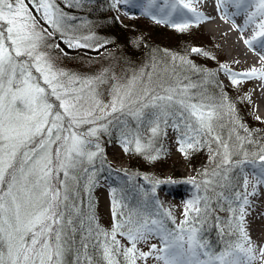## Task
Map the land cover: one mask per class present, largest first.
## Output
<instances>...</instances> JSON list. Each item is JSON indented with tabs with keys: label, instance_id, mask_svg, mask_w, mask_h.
Here are the masks:
<instances>
[{
	"label": "snow or ice",
	"instance_id": "obj_1",
	"mask_svg": "<svg viewBox=\"0 0 264 264\" xmlns=\"http://www.w3.org/2000/svg\"><path fill=\"white\" fill-rule=\"evenodd\" d=\"M197 2L141 0V6L156 23H171L177 31H185L193 22L208 19L197 11ZM28 3L41 13L52 32L39 24L25 0H0V264H66L78 231L80 248L76 249L75 264H98L89 254L90 247L99 248L102 264H120L118 256L123 257V264H146L149 257L157 264H254L256 259H264V249L257 255L245 224L249 196L264 185V143L253 139V133L243 125L239 127L244 128V136L236 131L234 107L227 97L223 93L219 98L207 95L202 87L206 80L198 84L187 76L153 86L152 75L141 70L125 83L114 84L111 103L104 104L97 98V87L105 83L103 73L80 77L57 69L41 50L56 32L69 48L98 49L103 45H94L91 35L74 34L55 0ZM128 3L130 0H113V7ZM216 3L218 11L223 9L221 19H232L241 33L253 27V35L242 38L264 59V0ZM228 5L235 11L229 13ZM238 15L245 17L242 25L235 24ZM191 52L209 55L199 48ZM170 55L173 66L180 61L193 71L213 75L185 56ZM33 70L50 91L40 86ZM220 70L234 86L244 79H264V68L237 73L221 65ZM49 96L59 101L63 112L54 108ZM117 112L136 122L134 129L126 126L120 133L119 142L126 154L131 151L150 162L157 160L165 154L160 140L167 137L169 129L175 134L176 150L185 158L191 151L208 148L213 167L198 173L202 179L186 181L196 192L185 202L184 218L175 228L167 226L166 220L175 224V218L171 210L161 211L156 195L160 184L174 181L153 182L144 175L148 186H137L143 201L140 208L125 203L123 189L109 187L110 229L77 203L81 178L86 179L84 190L89 196L97 184L93 168L97 160L105 158L98 132L108 130V118ZM225 116L232 124L227 138L217 131L224 126L221 121ZM84 125L89 127L82 131ZM246 165H251L252 171H247ZM124 174L131 180V173ZM149 200L155 205L152 213L143 210ZM217 208L229 213L224 219L214 217L223 244L219 250L213 249L202 234ZM153 239L159 246L150 243ZM141 244L147 245L148 251L138 247Z\"/></svg>",
	"mask_w": 264,
	"mask_h": 264
},
{
	"label": "rangeland",
	"instance_id": "obj_2",
	"mask_svg": "<svg viewBox=\"0 0 264 264\" xmlns=\"http://www.w3.org/2000/svg\"><path fill=\"white\" fill-rule=\"evenodd\" d=\"M201 1L205 4H202L200 12L204 14L206 8L215 9L216 12H214L212 16L216 22L220 23V25L211 32L205 30L206 25L214 23L208 19L198 23L193 22L185 31H177L171 26V23L158 24L149 15H145L142 11L141 0H130L128 4H117L115 7H113V0H106V2L100 4L106 3L107 7L97 6V8L105 14L104 21L109 20V22H111V19L115 20L116 25L119 27V31H122L123 36H120V40L122 42L125 41L128 50H123L125 46H120L121 43L116 39L117 37L113 39L109 34L108 37H105L107 35L104 34L101 35V38L91 33V29L96 30L95 26L97 25L92 23L88 24V27L84 26L89 22L86 17H83L79 23L74 22L75 16L71 15V11L69 10L62 11L66 13L67 25L73 30L74 34L79 36L91 35L94 37V40L91 41L94 45L103 46L98 47V49L96 47L69 48L63 42L61 34L56 32L50 37L55 38V42L47 38L45 41L46 46L42 47L41 50L47 53L57 69L76 74L80 77H97L103 73L105 83L97 87V98L104 104H110L112 100V86L118 81L120 83H125L132 78L133 75H139L141 70L146 74L152 75L153 86L161 83H174L175 79H183L185 76L198 84L204 81L205 77H196L195 74L190 73L187 69L185 72L183 68L190 69L188 65L183 64V67H177L176 64L180 61H176L175 66H173L170 54H172L171 51L174 48L176 51L180 52V55L187 57L192 64L196 66L199 64L200 66L206 65L210 71L209 73L215 71L213 72L215 75H212V78L215 80L216 86L212 87L216 88L211 90L209 86L204 83L202 86L203 90L206 91L207 95L215 98H219L221 93H223V95L227 97L228 102L234 107V119L236 117L235 111L238 113L236 131L241 136H244V128H247L253 133V139H257L261 143H264V115L260 112L258 107V99L262 97L258 98V95L264 94V79H244L234 86L228 75L220 70L221 65L237 73L248 71L253 67L257 69L264 68L262 54L258 51H253V49L248 47L242 40V36L253 35V27H249L246 31L241 33L234 27L232 19H221L223 9L220 11L217 10L215 0ZM159 2L160 0H158V3ZM25 3L28 4L29 9L39 21V24L49 32H52V29L45 24L41 18V13L37 12L36 9L28 3V0H25ZM134 4L136 6H133ZM92 7L95 8L96 6L87 5L82 12L85 15L86 13L90 15L93 10ZM78 8L80 7L76 5V9ZM228 11L230 13L229 9ZM188 16L189 14H186L185 18H188ZM174 19L179 20L180 18L175 17ZM97 20L98 17H95V20L92 22ZM234 20L236 25L243 24L239 21L238 16H235ZM227 41H230V44H239L246 55L242 54L241 51L240 53L236 51L230 56L225 47ZM146 44H148L149 47ZM56 45H59V47L57 48ZM155 48L156 50H154ZM192 48L202 49L209 55L205 56L202 53H193L191 52ZM118 51L119 53H117ZM124 53H127L130 59L123 57L126 55ZM115 54H118L119 57L114 58ZM135 54L138 55L135 56ZM165 68H167V71H165ZM174 73L178 74V76L174 75ZM33 74L39 78V73H36L35 70H33ZM38 82L41 87L48 89V86L44 83L42 78H39ZM183 82L188 83V80H184ZM199 90L200 89H193L192 91L196 92ZM48 91H50V89H48ZM48 99L57 111L63 112V110L59 108V101L56 100L54 96H49ZM246 104H248V107ZM108 119L111 121V123L108 124V130H100L98 132L99 143L103 148L105 158L104 160H97L93 168L97 173V184L93 187L91 196H89V193L84 190L86 179L81 178L77 203L80 207H86L88 212L91 211L94 213L99 223L105 229H110L112 225V216L109 188L107 191L102 192V189L100 190L99 187L100 181L103 180L104 172L108 173L112 171L111 176L118 182L117 188H119L118 186H126L125 190L128 195L137 201L134 206L135 208L142 207L143 201L141 199V193L138 194L140 191H138L137 186L141 184L148 186L147 182L142 179L144 175H147L152 178L153 182L156 180L174 181V183L160 184L157 188L156 195L162 203L161 211L164 209L171 210L172 216L175 218L174 226L178 225L184 218L183 210L185 202L196 192L194 186L186 183V181L191 177H198V173L205 167H213L208 160V148L205 147L199 151H191L189 157L185 158V156L176 150L177 146L173 142L175 134L169 129L167 137H162L160 140V143L165 149V154L161 155L157 160L150 162L143 155L135 154L131 151L126 154L122 150V146L119 142L121 131L126 126L130 129H134L136 127V122L131 117L125 116L119 112L114 113L113 116ZM105 122L106 121H101L100 123ZM221 123L224 126L218 128L217 131H219L224 138H227L232 124L227 116H225ZM239 125H243L244 128L239 127ZM88 127L89 125H84L81 130H86ZM113 135L116 137H111ZM233 142H235L234 138ZM215 147L216 145L213 144V148ZM245 147L250 150L254 148L253 145H246ZM245 168L247 171H252L251 165H246ZM126 169L132 174L131 180H129V177L125 176L124 172H120ZM105 178L107 177L105 176L104 179ZM198 178L202 179L201 177ZM263 189L264 185L258 187V191L262 192ZM248 190H252V185H249ZM101 194L104 196L103 203L99 199V195ZM261 201L264 203V200ZM149 202L155 210V205L151 200H149ZM221 202L224 203L223 201ZM224 206L226 208L227 204L225 203ZM255 207L256 209L253 215L258 220V225L255 229L264 246V215L259 211L260 206L258 204H256ZM143 210L146 211V209ZM215 216L224 219L229 216V213L217 208L213 216L209 217L210 225L213 226L215 233L218 235L217 240L219 243H222L217 221L214 218ZM166 222L171 221L166 220ZM169 226V228H175L172 224ZM117 238L121 239L122 243L127 244V241L123 240L121 237L118 236ZM150 243H157L159 246V241L157 239L151 240ZM138 247L144 251H148L147 245L141 244L138 245ZM137 264H145V262L137 261ZM146 264H157V262L152 257H149ZM256 264H264V259H260Z\"/></svg>",
	"mask_w": 264,
	"mask_h": 264
},
{
	"label": "trees",
	"instance_id": "obj_3",
	"mask_svg": "<svg viewBox=\"0 0 264 264\" xmlns=\"http://www.w3.org/2000/svg\"><path fill=\"white\" fill-rule=\"evenodd\" d=\"M103 2H106V0H79V2H77V0H73V1H71V0H55V3L58 4V6H59V8L61 10H67V11L69 10V11H71V15L75 16L74 17L75 18L74 22H76V23L78 22L79 23L81 21V19H83V17H86V19L89 22H87L84 26L88 27V24H92V23L97 25V26H95L96 30L95 29H91V31H92L91 33H93V34H95V35H97L98 37H101V38H102L101 35H104V34L107 35L105 37H108L110 35V37L113 38V39H115L117 37L116 39L121 43L120 46H122V47L125 46V48H123V50H125V49L128 50V47H127L125 41L122 42L120 40L121 39L120 36H123V35H122V31H119V27L116 25L115 20L111 19L110 20L111 22H109V20L104 21L105 14H103L102 11L98 10L97 6L107 7L106 3L105 4H100V3H103ZM92 3H95V4H92ZM76 5H77V7L79 6L80 8L76 9ZM87 5L96 6L95 8L92 7L93 10L91 11L90 15H88V13H86V15H85L82 12L84 7L87 6ZM95 17H98V20L92 22L93 20H95ZM99 34H100V36H99ZM50 40L52 42H55V38H50ZM146 45L149 47L148 44H146ZM154 50H156V48ZM171 52H172V54H177L179 56H182V55L179 54L180 52L176 51V49H174V48H173V50ZM117 53H119V51ZM127 53H128V51H127ZM127 53H124L126 55L123 56V57L130 59ZM137 55L138 54H135V56H137ZM115 57H119L118 54H115L114 58ZM205 63H206V61H205ZM176 66L181 68V67H183V64H181L179 62V63L176 64ZM197 67L200 68V69H206L207 72H210L206 65H201L200 66V64H199ZM186 69L188 71H190V73L195 74L196 77H205V80H206L205 84L207 86H209V88L211 90L216 88V87L215 88L212 87V86H216L215 80L212 78V76H206L205 73L193 71L191 68L190 69L189 68H183V70L185 72H186ZM213 72H215V71H213ZM213 75H215V74L213 73ZM195 79H197V78H195ZM219 94H220V92H219ZM246 106L248 107V104H246ZM235 116H236L235 120H237L238 119L237 111H235ZM111 137H116V136L113 135ZM218 191H219V189H218ZM224 191H225L226 195H230L227 192L226 189ZM138 194H139V192H138ZM125 195H126L125 196V203L129 204L130 207H134L135 204L137 203V201L134 200L132 197H130L127 193H125ZM213 206L215 207V203L213 204ZM81 208L84 210L85 213H88V210H87L86 207L83 208L81 206ZM202 234H203V238L206 239L209 242L210 246L213 249L219 250L223 246L222 243L218 242V240H217L218 235L215 233V230H214L213 226L210 225V220L209 219H208L207 223L203 226ZM91 243L93 245H95L96 242L92 241ZM79 248H80V232L78 231L75 234V244H74L73 251L69 252L66 255V257H65L66 264H75L76 249H79ZM88 251H89V254L92 255L94 261L98 262V264H102L101 257H100V250H99L98 247H90ZM117 259H118V261H120V264H123V257L122 256H118Z\"/></svg>",
	"mask_w": 264,
	"mask_h": 264
},
{
	"label": "bare ground",
	"instance_id": "obj_4",
	"mask_svg": "<svg viewBox=\"0 0 264 264\" xmlns=\"http://www.w3.org/2000/svg\"><path fill=\"white\" fill-rule=\"evenodd\" d=\"M215 2H216V0H215ZM202 4H205V3H203L201 0H198V2L194 5L196 7L197 11L200 12V10L202 9ZM227 7L230 10V13L235 11V9L231 5H228ZM214 12H216L215 9L213 10V9H207L206 8V12L204 13V16L207 17L208 20H211L212 22H214V23H210V24L205 26V30L207 32L213 31V29H216L220 25V23L216 22L214 20V17L212 16ZM238 18H239V21L241 23L244 22V18L245 17L243 15H238ZM251 36L252 35L244 36L243 38H249ZM243 38H242V40L244 41ZM225 47H226V50L228 51L230 56L236 51H239V53L241 51L242 54L246 55L245 51L242 50L241 47L239 46V44H237V43L230 44V41H227L226 44H225ZM263 95L264 94H259L258 95V98H260L262 96L261 99H258L259 100L258 101V107L260 109V112L264 115V99H263ZM108 187H109V185L105 181L100 182V190L102 189V192L107 191ZM99 199H100V201L102 203L104 202V196L102 194L99 195ZM249 200L251 201V204L246 209L247 215L245 217V224H246L247 229H248V234H249V236H250V238H251V240L253 242V245H254V247L256 249V253L258 255L260 249H264V246L262 245L263 243L261 242V238H260L259 234L257 233V231L255 229V227L258 225V220L256 219V217L253 214L255 213V209H256L255 206H256V204H258L260 206V210L259 209L258 210L262 213V215H264V205H263V203L261 201V200H264V189H263L262 192L259 191L255 195L249 196ZM259 260H260L259 258L256 259L254 261V264H256Z\"/></svg>",
	"mask_w": 264,
	"mask_h": 264
}]
</instances>
